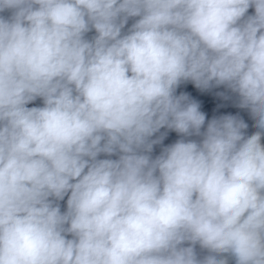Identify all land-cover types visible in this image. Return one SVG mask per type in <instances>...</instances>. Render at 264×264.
<instances>
[{
    "label": "clouds",
    "instance_id": "clouds-1",
    "mask_svg": "<svg viewBox=\"0 0 264 264\" xmlns=\"http://www.w3.org/2000/svg\"><path fill=\"white\" fill-rule=\"evenodd\" d=\"M262 139L264 0H0V264H264Z\"/></svg>",
    "mask_w": 264,
    "mask_h": 264
},
{
    "label": "water",
    "instance_id": "water-1",
    "mask_svg": "<svg viewBox=\"0 0 264 264\" xmlns=\"http://www.w3.org/2000/svg\"><path fill=\"white\" fill-rule=\"evenodd\" d=\"M250 13L252 10H249ZM9 13H4L3 15L7 16ZM132 21H129L128 26H130ZM93 35H95L94 31L88 33V38H91ZM225 89L223 87L219 88H213L206 91H201L200 89L195 88V86L191 82L182 83L178 89L177 94H180L181 92H187L192 99L197 100L201 105V111L206 113V122L207 120L213 118V117H219L221 115L226 114H232V115H239L242 119L245 120V122L249 125L248 129L246 130L247 135L253 134L256 129L254 127V121L252 120L250 114L247 110L240 109L235 106V100L229 99L225 100L222 97L218 96V92H224ZM31 106H42L41 100H36L33 102V104H30ZM161 131H166V129H161ZM156 135H159L157 133ZM180 137L177 133L169 131L167 137L163 141L162 144L154 146L153 156L159 155L162 148L174 143L177 139ZM193 139H197L196 137H193ZM262 143H264V139H262ZM66 200L67 197H65L64 201H61V210L66 209ZM197 252L201 255L205 254L200 249L199 246H197Z\"/></svg>",
    "mask_w": 264,
    "mask_h": 264
}]
</instances>
